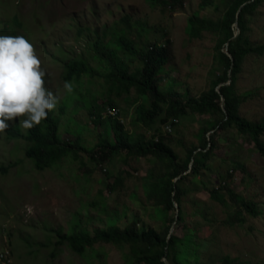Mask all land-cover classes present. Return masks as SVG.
Instances as JSON below:
<instances>
[{"label": "rangeland", "instance_id": "374dc122", "mask_svg": "<svg viewBox=\"0 0 264 264\" xmlns=\"http://www.w3.org/2000/svg\"><path fill=\"white\" fill-rule=\"evenodd\" d=\"M201 1L151 5L147 0H0V35L23 36L34 46L46 73L45 87L58 99L53 116L62 142L87 151L100 150L102 143L112 141L111 127L106 120L95 124L90 111L94 106L113 107L131 139L150 141L161 136L178 156L177 162L183 164L193 147H209L210 124L215 117L188 113L174 121L167 132L165 125L169 123H161V114L144 127L137 122L135 111L142 99L133 90L120 97L108 92L104 75H99L106 64L94 56L91 42L99 35L111 49L109 43L123 32L135 42V52L148 42L165 45L168 59L159 74L160 90L198 97L222 67L215 58L216 36L204 32L200 38L190 39L185 31L187 18L196 13L216 20L224 11L223 0L204 8ZM125 16L133 28L121 23ZM137 21L144 25L140 35ZM249 28L252 42L264 45V0ZM124 56L119 52L128 71L140 67L134 54ZM74 59L84 60L96 73L67 81L73 86L68 93L63 65ZM235 91L242 97L241 117L264 120V53L246 57ZM144 104L149 107V102ZM9 125L22 134L27 131L19 119ZM217 137L206 170L181 183L180 205L175 204V209L182 211L183 224L173 227L172 232L186 236L185 248L195 257L179 256L187 264H219L224 256L237 259L239 264H264V157L249 137L239 135L234 128L217 131ZM260 141L264 144V135ZM27 148L24 140L0 134V168H8L5 174L0 172V248L7 246L9 264H127V247L96 243L79 256L66 244L55 246L57 232L85 230L92 234L112 224L123 228L131 222L139 231H158L176 215L171 211L163 223L144 192L147 181L166 171V161L128 157L121 152L105 159L101 166L82 151L37 171L25 157ZM115 179L118 183L111 189ZM218 187H224L220 190L222 202L209 196V191ZM227 190L253 203L259 215L247 214Z\"/></svg>", "mask_w": 264, "mask_h": 264}, {"label": "trees", "instance_id": "16d2710c", "mask_svg": "<svg viewBox=\"0 0 264 264\" xmlns=\"http://www.w3.org/2000/svg\"><path fill=\"white\" fill-rule=\"evenodd\" d=\"M147 1L151 5H155L160 1L162 3L170 1L173 4L177 0ZM214 1L202 0L200 7L212 5ZM261 2L262 0H223L224 11L218 19L200 18L196 13L187 18L185 31L190 39H198L204 32L216 36L215 58L222 67L215 80L211 81L210 87L202 91L198 97H187L171 90H160L158 86L159 74L163 71L168 59V50L165 45L148 42L142 44L140 50L135 52V42L127 38L123 32L109 43L111 49L103 43L102 37L99 35H96L95 40L91 42L96 54L94 56L106 64L104 72L99 75H104L108 92H114L116 97H120L123 94L128 95L133 90L136 96L142 99L143 102L135 111L137 122L144 127H149L154 119L161 114H163L161 123H169L170 126L188 113L215 117L214 122L210 124L209 147H193L186 153V160L183 164L177 162L178 156L166 145L161 136L150 141H144L141 138L131 139L124 132L122 123L117 120L118 113L104 115L103 111L106 112V108L101 109L99 106H94L95 108L90 111L93 122L103 124L106 120L112 131V141L102 143L100 150L87 151L76 144L62 142L57 131L58 121L53 116V111L49 112L48 118L39 125L27 129L25 134L10 126L4 134L10 140L22 139L28 143L25 157L32 161L37 171L50 168L70 153L77 154L82 151L90 153V158L101 166L105 159L121 152H125L128 157L149 156L166 161V171L153 177L144 185L146 196L153 201L154 211L164 221L171 211L175 210L176 212L175 204L180 205L181 183L188 178L200 176V173L206 170L207 162L219 140L217 131L234 128L239 135L249 137L257 152L264 157V144L260 141V137L264 135V120L249 121L241 117L239 108L242 97L235 91L237 75L246 57L249 55L260 56L264 53V45L252 42L248 35L250 20ZM121 23L127 29L133 28L126 16L121 18ZM235 23L238 34L232 38L236 30L234 29ZM135 25L138 28V35L145 31L142 23L137 21ZM225 48L229 55L225 54ZM119 52H122L123 56L134 54L140 62V67L128 71V66L124 59L119 57ZM63 69L64 81H71L83 75L94 76L96 73L84 60L76 59L64 64ZM145 102H149L148 108L145 107ZM110 108L116 110L113 107ZM7 169L0 168V172L5 174ZM117 183L118 180L115 179L114 185L110 188L114 189ZM223 188L211 189L209 191L210 198L213 201L222 202L223 197L220 195V190ZM227 191L232 194L230 190ZM235 198L247 214L254 217L259 215V211L253 203L233 195L232 199L235 200ZM234 221H236V216L233 217ZM228 222L232 223L230 219ZM181 224H183V214L181 210H178L177 218L175 219L174 215L170 223L164 224L158 231L154 229L139 231L137 224L131 222L123 228L112 224L106 229H96L92 234L85 230H78L71 234L57 232L55 246L60 247L66 244L73 253L81 256L87 250H91L94 244L104 243L118 248L127 247V264H165V261L167 264H187L186 261L181 260L179 255L194 258L195 254H190L186 250V236L170 233L172 225L176 229ZM51 256L53 257L54 253ZM219 264H239V262L235 258L224 256Z\"/></svg>", "mask_w": 264, "mask_h": 264}, {"label": "clouds", "instance_id": "9594fccd", "mask_svg": "<svg viewBox=\"0 0 264 264\" xmlns=\"http://www.w3.org/2000/svg\"><path fill=\"white\" fill-rule=\"evenodd\" d=\"M45 76L41 60L26 38L0 35V134L18 119L23 128L32 129L56 108L58 99L45 87ZM64 89L71 93L73 86L66 81ZM3 249L8 250L7 246L0 251Z\"/></svg>", "mask_w": 264, "mask_h": 264}, {"label": "built area", "instance_id": "2783aa9c", "mask_svg": "<svg viewBox=\"0 0 264 264\" xmlns=\"http://www.w3.org/2000/svg\"><path fill=\"white\" fill-rule=\"evenodd\" d=\"M117 112V110L114 109H110V108H106V113H104V115H115ZM170 125H165V130L167 132L171 131V128L169 127ZM10 263V255L8 250H1L0 251V264H9Z\"/></svg>", "mask_w": 264, "mask_h": 264}, {"label": "water", "instance_id": "95a60500", "mask_svg": "<svg viewBox=\"0 0 264 264\" xmlns=\"http://www.w3.org/2000/svg\"><path fill=\"white\" fill-rule=\"evenodd\" d=\"M238 13H239V10L237 11V13H236V19H237V15H238ZM234 26H235V28L237 29V32H235L234 33V35H233V37L232 38H235L236 36H237V34H238V28H237V24L235 23L234 24ZM225 54L226 55H229L228 54V52H227V50H226V48H225ZM229 83V82H228ZM220 85H222V84H220ZM221 100L223 101V98H221ZM191 163V162H190ZM190 166V165H189ZM177 218V212H176V215H175V219ZM172 231H173V226L171 227V229H170V233H172ZM165 261V260H164ZM165 264H167V262L165 261Z\"/></svg>", "mask_w": 264, "mask_h": 264}]
</instances>
